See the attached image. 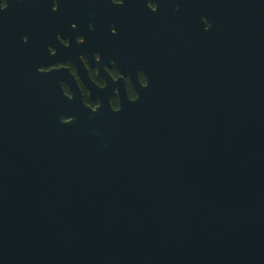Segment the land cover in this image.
Here are the masks:
<instances>
[{"label": "water", "instance_id": "1", "mask_svg": "<svg viewBox=\"0 0 264 264\" xmlns=\"http://www.w3.org/2000/svg\"><path fill=\"white\" fill-rule=\"evenodd\" d=\"M224 21L220 90L93 110L1 76L0 264H264V0Z\"/></svg>", "mask_w": 264, "mask_h": 264}, {"label": "flooded vegetation", "instance_id": "2", "mask_svg": "<svg viewBox=\"0 0 264 264\" xmlns=\"http://www.w3.org/2000/svg\"><path fill=\"white\" fill-rule=\"evenodd\" d=\"M0 7V81L26 78L93 110L154 90L221 88L226 0H6ZM75 25L73 27L72 25ZM236 37V35H235ZM218 79L205 76L215 74ZM196 75V76H194ZM196 83V85H195ZM64 121V119H62Z\"/></svg>", "mask_w": 264, "mask_h": 264}, {"label": "snow or ice", "instance_id": "3", "mask_svg": "<svg viewBox=\"0 0 264 264\" xmlns=\"http://www.w3.org/2000/svg\"><path fill=\"white\" fill-rule=\"evenodd\" d=\"M0 2H2L3 3V5L6 7L7 5H6V0H0ZM73 27H75V25L73 24L72 25Z\"/></svg>", "mask_w": 264, "mask_h": 264}, {"label": "clouds", "instance_id": "4", "mask_svg": "<svg viewBox=\"0 0 264 264\" xmlns=\"http://www.w3.org/2000/svg\"><path fill=\"white\" fill-rule=\"evenodd\" d=\"M3 6V3L2 2H0V7H2Z\"/></svg>", "mask_w": 264, "mask_h": 264}]
</instances>
